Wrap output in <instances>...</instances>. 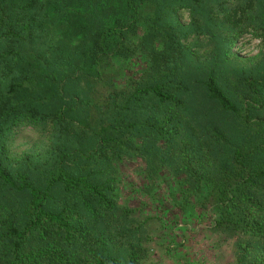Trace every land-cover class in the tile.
I'll use <instances>...</instances> for the list:
<instances>
[{
    "label": "trees",
    "instance_id": "obj_1",
    "mask_svg": "<svg viewBox=\"0 0 264 264\" xmlns=\"http://www.w3.org/2000/svg\"><path fill=\"white\" fill-rule=\"evenodd\" d=\"M146 1L125 0L121 12L124 16L109 25L107 32L99 31L94 50L106 49L107 35L119 37L120 42L121 30L128 26L123 27L125 19L133 22L136 32ZM240 1L176 0L174 5L180 2L178 5L186 7L194 32L208 36L214 43L212 59L217 58L218 68L206 66L200 92L223 111L236 114L242 123L258 129L263 141L236 148L232 155L216 160V148L210 140L223 136L203 133L198 122L194 123L196 93L183 75L186 69L182 65L148 83L136 82L124 94L120 120L94 132L91 150L59 155L72 164L64 165L54 156L51 160L56 164V173L55 169L48 172L39 183L7 162L4 141L0 139V197L5 199L0 198V264H151L149 244L153 239L140 233L141 226L151 218L134 223L138 217L120 205L117 173L114 165H109L112 159L122 161L137 153L155 155L157 167L168 171L158 173L154 180L143 175L140 184H164L172 207L181 213L199 214L196 228L204 225L233 238L235 264H264V164L250 157L264 151V119H254L248 109L242 111L223 90L217 75L235 43L243 42L245 36L261 39L264 46V22L252 15L260 0ZM44 7V0H0L3 131L15 132L29 126L38 129L47 124L57 128L54 130L67 127L63 107L54 114H44L31 105L24 109L12 106L25 80H17L21 49L40 28ZM186 59V55L181 56V60ZM167 61L176 63L177 58L168 55ZM243 83L257 94L256 84L263 86L264 78L254 82L246 78ZM89 164L102 169L85 172ZM108 173L115 175L106 176ZM143 185H137L136 190L144 192ZM57 187L62 192L59 197L54 196ZM8 192L21 193L23 199L15 203ZM115 221H125L129 228L115 236ZM184 240L183 233H174L167 241L166 254L172 257L171 252L182 248Z\"/></svg>",
    "mask_w": 264,
    "mask_h": 264
},
{
    "label": "rangeland",
    "instance_id": "obj_2",
    "mask_svg": "<svg viewBox=\"0 0 264 264\" xmlns=\"http://www.w3.org/2000/svg\"><path fill=\"white\" fill-rule=\"evenodd\" d=\"M124 1L44 0L40 28L28 37L21 49L17 80H25L23 88L14 95L12 106L24 109L31 105L44 114H54L63 107L67 127L54 130L57 128L47 124L15 132L0 128L7 162L17 169L22 168L37 183L56 168L51 160L54 156L57 161L69 165L73 162L65 157L61 159L60 154L92 149L94 132L100 126L120 120L118 113L123 109L120 107L126 99L124 94L129 93L136 82L148 83L177 65L185 67L183 75L196 93L193 97L194 123L198 122L203 133L208 131L211 136L217 133L223 136L210 140L216 148L213 150L216 160L232 155L236 148H248L263 141L258 129L242 123L236 114L223 111L200 92L206 66L218 68L217 58L212 59L214 43L208 36L194 32L190 26L191 14L186 7L178 5L180 2L174 5L176 0H147L140 12L137 22L140 28L136 32L133 22L125 19L123 27L128 26L121 30V41L118 42L119 37L115 35H107L106 49L94 50L99 31L107 32L111 28L109 25L124 16L121 13ZM240 3L244 4L245 0ZM252 15L264 22V0L259 1ZM168 55L177 58L176 63L168 62ZM182 55L188 59L181 60ZM217 75L223 90L242 111L248 109L254 119H264V85L256 84V94L252 92L253 87L243 83L246 78L251 82L264 78L261 39L248 35L243 42L237 41ZM250 157L264 164V151ZM158 162L155 155L138 153L122 161H109L117 173L120 205L130 208L138 217L134 220L136 224L146 217L151 218L140 230L143 237L148 234L153 239L149 244L151 264H235L233 238L215 233L204 225L196 228L199 214L181 213L172 207L164 193V184H140L143 175L154 180L158 173L168 172L164 167H157ZM77 169L80 171V167ZM92 169L102 168L89 164L85 172ZM137 185H143L144 192L136 190ZM54 192L55 197L62 193L60 187ZM9 194L15 203L23 199L21 193ZM204 222L209 225L206 220ZM113 223L118 229L115 236L129 228L125 221ZM174 233H183L185 240L184 246L172 251L170 257L164 249Z\"/></svg>",
    "mask_w": 264,
    "mask_h": 264
}]
</instances>
